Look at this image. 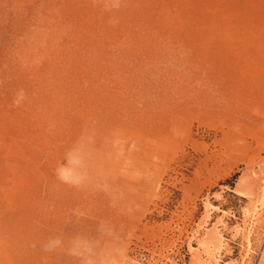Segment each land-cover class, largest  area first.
Returning <instances> with one entry per match:
<instances>
[{
	"label": "rangeland",
	"instance_id": "rangeland-1",
	"mask_svg": "<svg viewBox=\"0 0 264 264\" xmlns=\"http://www.w3.org/2000/svg\"><path fill=\"white\" fill-rule=\"evenodd\" d=\"M263 260L264 0H0V264Z\"/></svg>",
	"mask_w": 264,
	"mask_h": 264
},
{
	"label": "bare ground",
	"instance_id": "bare-ground-1",
	"mask_svg": "<svg viewBox=\"0 0 264 264\" xmlns=\"http://www.w3.org/2000/svg\"><path fill=\"white\" fill-rule=\"evenodd\" d=\"M91 129L92 133H97L91 126H89ZM137 140V139H136ZM167 141L166 138L162 139V141H157L156 143H148V142H140L139 140H137V142L135 141L136 144V150H135V155H129L127 158L131 161L132 164V168H140L143 170H147L148 168L151 167L152 165V160H155L156 155H158L159 152V147H161L162 145H164V143ZM133 142L131 140H126L124 138H121L118 142L117 145V149L119 151L123 150L124 146L126 145H131ZM125 144V145H124ZM85 150V149H83ZM125 155H123L122 157H119V159L113 157V158H108V162L109 163H119L121 164V162H123V158ZM115 158V159H114ZM86 177H90L89 174H84ZM87 179V178H86ZM262 264H264V260L262 262Z\"/></svg>",
	"mask_w": 264,
	"mask_h": 264
}]
</instances>
